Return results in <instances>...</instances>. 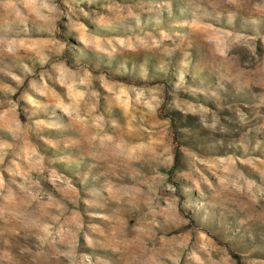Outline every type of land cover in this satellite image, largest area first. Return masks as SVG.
Returning <instances> with one entry per match:
<instances>
[{"label":"clouds","instance_id":"1","mask_svg":"<svg viewBox=\"0 0 264 264\" xmlns=\"http://www.w3.org/2000/svg\"><path fill=\"white\" fill-rule=\"evenodd\" d=\"M0 264H264V0H0Z\"/></svg>","mask_w":264,"mask_h":264}]
</instances>
